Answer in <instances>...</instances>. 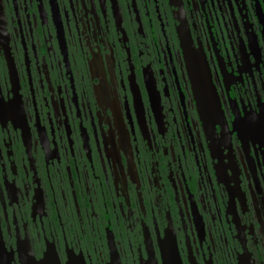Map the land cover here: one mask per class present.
Here are the masks:
<instances>
[{
    "label": "flooded vegetation",
    "instance_id": "obj_1",
    "mask_svg": "<svg viewBox=\"0 0 264 264\" xmlns=\"http://www.w3.org/2000/svg\"><path fill=\"white\" fill-rule=\"evenodd\" d=\"M51 246L264 264V0H0V264Z\"/></svg>",
    "mask_w": 264,
    "mask_h": 264
},
{
    "label": "water",
    "instance_id": "obj_2",
    "mask_svg": "<svg viewBox=\"0 0 264 264\" xmlns=\"http://www.w3.org/2000/svg\"><path fill=\"white\" fill-rule=\"evenodd\" d=\"M192 82H193L194 91L198 96V101L201 103L200 113L202 118L205 119L207 122H210L214 118L221 117L222 112L219 103H217L214 100L215 89L213 87L212 81L209 78H206L202 74V72H198V74H196L193 77ZM209 93H212L213 98H211V100L209 97ZM28 253L29 256L27 257V260L29 262L27 263L26 260L24 264H60L58 255L53 246L48 247V250L45 253L44 258L41 259L40 261L35 260L31 250ZM68 264H84V263L83 262L77 263L74 260H70ZM165 264H182V263L181 260L179 259V256L174 255L170 257V259H168L167 262H165ZM240 264H254V261L249 256L245 255L243 258H241Z\"/></svg>",
    "mask_w": 264,
    "mask_h": 264
}]
</instances>
